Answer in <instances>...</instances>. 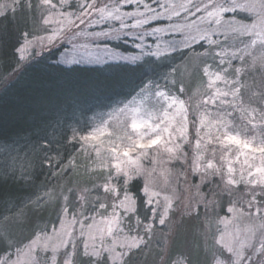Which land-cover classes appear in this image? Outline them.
<instances>
[{"label":"snow or ice","instance_id":"6c2138e0","mask_svg":"<svg viewBox=\"0 0 264 264\" xmlns=\"http://www.w3.org/2000/svg\"><path fill=\"white\" fill-rule=\"evenodd\" d=\"M0 21V93L30 69L53 93L0 132V187L79 178L40 182L23 240L0 194V264H264V0H0ZM80 65L108 74L40 78Z\"/></svg>","mask_w":264,"mask_h":264},{"label":"trees","instance_id":"16d2710c","mask_svg":"<svg viewBox=\"0 0 264 264\" xmlns=\"http://www.w3.org/2000/svg\"><path fill=\"white\" fill-rule=\"evenodd\" d=\"M11 14L8 17L10 20ZM2 23V21H0ZM15 35V33H13ZM53 59H55L53 57ZM75 70L72 72H65L58 69H52L47 72H41L40 78L43 80L49 81H59L67 80L74 81L79 83H87L92 80L103 79L107 74V70L100 66H74ZM108 70L112 72H118L119 67L116 65H109ZM29 75H21L19 80L9 89L7 92L0 93V132H3L5 136L9 134H15L20 130L25 124V118L28 114L33 112H38L44 108H49L50 105L41 100L42 94H53L51 90H48V93H42L41 89H36L29 82L36 76V69H30ZM138 82V81H137ZM131 89H123L119 92L117 96H113L111 99H120L128 95ZM97 112H107L105 106H100L96 110ZM91 116V113H89ZM90 123V121H88ZM86 122L81 119L80 125L84 126ZM23 142H21L22 144ZM13 156L15 153L12 154ZM21 157L23 156V149L20 151ZM11 159L6 158L5 156H0V167H6L11 164ZM17 165L20 161L16 162ZM35 181L25 184L22 181H17L16 179H9L6 183L0 187V194L4 196H13L15 197V208L10 213H5L8 215V227L11 232L14 234V237L17 240H23L29 235L30 225L27 220L22 221V223L17 224L15 210L19 209L20 206L26 203L27 198L34 199L36 195L42 194L43 188H39L41 181H44L50 185H70L71 183L78 180V177L75 176H64V177H52L50 175V170L48 169H37L35 172ZM3 211V209H0ZM27 214L31 216V210L25 209ZM42 215L46 219H51L54 216V211L52 209H47L43 211ZM3 221L0 220V224ZM153 247H157L155 244ZM177 248L181 250H187L192 254L196 253V238L189 233L186 237H181L177 243ZM135 264H156V261L149 256L147 260H143L140 257H137Z\"/></svg>","mask_w":264,"mask_h":264},{"label":"rangeland","instance_id":"374dc122","mask_svg":"<svg viewBox=\"0 0 264 264\" xmlns=\"http://www.w3.org/2000/svg\"><path fill=\"white\" fill-rule=\"evenodd\" d=\"M12 18H10V20H8V23H9V25H11L12 24ZM122 46L123 47H129V45H124V44H122ZM82 66H88V65H82Z\"/></svg>","mask_w":264,"mask_h":264}]
</instances>
